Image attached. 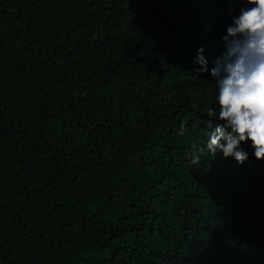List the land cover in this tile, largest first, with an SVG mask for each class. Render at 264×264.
<instances>
[{
	"label": "trees",
	"instance_id": "16d2710c",
	"mask_svg": "<svg viewBox=\"0 0 264 264\" xmlns=\"http://www.w3.org/2000/svg\"><path fill=\"white\" fill-rule=\"evenodd\" d=\"M248 6L0 0V264H264V160L188 155Z\"/></svg>",
	"mask_w": 264,
	"mask_h": 264
},
{
	"label": "clouds",
	"instance_id": "9594fccd",
	"mask_svg": "<svg viewBox=\"0 0 264 264\" xmlns=\"http://www.w3.org/2000/svg\"><path fill=\"white\" fill-rule=\"evenodd\" d=\"M246 3L249 6L242 7L227 27L225 52L210 72L218 85V111L212 116L223 123L213 127L207 122L205 145H192L188 154L193 164L200 163L205 147L208 154L220 150L225 158L243 164L249 153L240 145L248 142L255 158L264 160V0ZM203 51L198 49L197 72L209 71Z\"/></svg>",
	"mask_w": 264,
	"mask_h": 264
}]
</instances>
